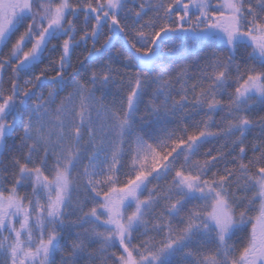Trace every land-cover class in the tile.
<instances>
[{
    "label": "snow or ice",
    "instance_id": "snow-or-ice-1",
    "mask_svg": "<svg viewBox=\"0 0 264 264\" xmlns=\"http://www.w3.org/2000/svg\"><path fill=\"white\" fill-rule=\"evenodd\" d=\"M0 264H264V0H0Z\"/></svg>",
    "mask_w": 264,
    "mask_h": 264
},
{
    "label": "trees",
    "instance_id": "trees-1",
    "mask_svg": "<svg viewBox=\"0 0 264 264\" xmlns=\"http://www.w3.org/2000/svg\"><path fill=\"white\" fill-rule=\"evenodd\" d=\"M55 56V54H53ZM81 58L82 59V51L81 49H76L75 53L73 54V57H72V65L73 67H75L77 65V62H78V59L77 58ZM69 73H71L73 71V68H69L68 69ZM45 92H47V88L44 89ZM109 99H111V97H109ZM217 142L216 141H213L212 144H216ZM209 146H212L211 144L210 145H207L206 147H209Z\"/></svg>",
    "mask_w": 264,
    "mask_h": 264
}]
</instances>
